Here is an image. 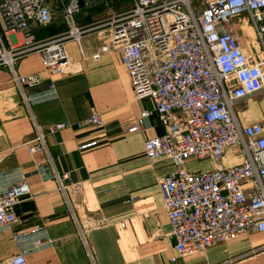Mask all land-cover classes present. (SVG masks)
Returning <instances> with one entry per match:
<instances>
[{"label":"built area","instance_id":"built-area-1","mask_svg":"<svg viewBox=\"0 0 264 264\" xmlns=\"http://www.w3.org/2000/svg\"><path fill=\"white\" fill-rule=\"evenodd\" d=\"M54 1L0 0V66L9 70L25 101V89L38 85L41 77L18 74L14 65L38 46L29 42L13 46L8 38L16 40L17 33L33 37V29L52 24ZM58 1L68 30L45 42V68L65 72L68 56L63 41H78L84 33L96 31L102 44L92 58L98 61L100 53L120 50L134 97L153 101L164 133L146 139L143 152L148 159L169 158L174 166L158 181L171 226L167 236L174 239L177 255L202 251L246 235L251 229L264 232V126L261 122L242 126L232 110L239 100L264 91V0H132L127 11L85 28L74 20L81 8L79 0ZM97 1L83 0L84 6ZM243 15L248 17L254 35L248 49L239 41L238 29L246 24ZM49 88L55 97L53 83ZM149 115L143 110L128 132L139 129ZM103 125L96 111L75 123L65 120L45 128L34 123L28 152L45 153L51 164L47 134L74 126ZM95 144V140L84 142L79 149ZM229 146L239 148L242 161L225 166L222 160ZM190 159L206 160L210 167L188 171L184 163ZM52 172L58 195L86 244L91 228L77 216L73 200L81 192V183L68 172L61 174L54 168ZM28 195L30 187L24 178L0 189V228L22 224L15 207ZM108 223L101 216L94 219L93 227ZM24 236L14 232L12 239L21 246ZM40 243L39 239L34 241L36 246ZM260 250H264V243L250 253ZM6 264H27L25 253L14 254Z\"/></svg>","mask_w":264,"mask_h":264},{"label":"crops","instance_id":"crops-1","mask_svg":"<svg viewBox=\"0 0 264 264\" xmlns=\"http://www.w3.org/2000/svg\"><path fill=\"white\" fill-rule=\"evenodd\" d=\"M107 1L117 2L100 0L81 7L74 15L77 26L85 28L129 9L116 6L106 14L102 6ZM86 9L94 12L88 14ZM64 32L61 29L28 38L17 33L16 40L8 38L13 46L26 42L38 46L20 56L14 65L18 74L41 77L38 85L25 89L26 101L9 70L0 66V189L22 178L30 187V195L15 207L22 224L0 228V264H6L18 252L25 253L27 264H220L230 258L234 259L231 264H264V250L250 253L264 243V232L253 229L202 251L177 255L174 239L167 236L171 226L158 181L174 166L169 158L148 159L143 152L146 139L164 133L153 101L134 97L120 50L102 52L98 61L92 58L102 44L96 31L84 33L78 41H63L68 56L65 72L47 70L42 61L44 44ZM239 41L243 44L244 38ZM249 44L244 43L247 49ZM143 110L150 115L139 129L128 132ZM232 110L240 125L261 122L264 126V91L239 100ZM92 111L101 115L103 126H74L46 135L51 164L45 153L28 152L34 123L42 128L65 120L75 123ZM93 140L95 145L79 149V144ZM190 160L184 167L197 171L188 168ZM241 161L239 148L229 146L222 164ZM53 168L61 174L68 172L81 183V192L73 200L77 216L91 228L86 244L58 195ZM101 216L108 225L93 227L94 219ZM36 228L37 232H30ZM14 232L25 233L21 246L12 239ZM36 239L41 242L37 246ZM172 257L176 259L172 261Z\"/></svg>","mask_w":264,"mask_h":264},{"label":"rangeland","instance_id":"rangeland-1","mask_svg":"<svg viewBox=\"0 0 264 264\" xmlns=\"http://www.w3.org/2000/svg\"><path fill=\"white\" fill-rule=\"evenodd\" d=\"M65 2H67L68 0H64ZM54 5V18L57 21L56 24H63L65 31L68 30V27L66 26V24L63 22L62 19V4L60 1L56 0L53 2ZM116 6H122L125 8H131L132 6V0H117L116 4H113L112 2H105L102 6L103 11L107 14L110 11H112V9H116ZM88 14H92L94 12V9L92 10H88L86 9V11ZM244 21H246V24H244V26L240 29H238V33L240 35L241 38H244V43L245 41H249L250 42V46L252 44L254 35H253V31L252 28L249 25V19L246 15L242 16ZM78 25V24H77ZM48 30L47 28H36L33 29L31 31V34L33 36H39V35H43V34H47ZM243 43V44H244ZM191 162L188 164V168H195L197 170H205L207 169V161L206 160H190Z\"/></svg>","mask_w":264,"mask_h":264},{"label":"trees","instance_id":"trees-1","mask_svg":"<svg viewBox=\"0 0 264 264\" xmlns=\"http://www.w3.org/2000/svg\"><path fill=\"white\" fill-rule=\"evenodd\" d=\"M46 28L48 30L47 34H54V33H56V31L63 29L64 26H63V24H56L55 22H53L52 24H50Z\"/></svg>","mask_w":264,"mask_h":264},{"label":"water","instance_id":"water-1","mask_svg":"<svg viewBox=\"0 0 264 264\" xmlns=\"http://www.w3.org/2000/svg\"><path fill=\"white\" fill-rule=\"evenodd\" d=\"M78 4H79L80 7H83V6H84V2H83V0H79V1H78Z\"/></svg>","mask_w":264,"mask_h":264},{"label":"bare ground","instance_id":"bare-ground-1","mask_svg":"<svg viewBox=\"0 0 264 264\" xmlns=\"http://www.w3.org/2000/svg\"><path fill=\"white\" fill-rule=\"evenodd\" d=\"M18 36H20V35L18 34Z\"/></svg>","mask_w":264,"mask_h":264}]
</instances>
